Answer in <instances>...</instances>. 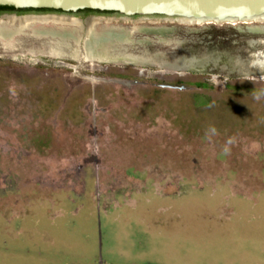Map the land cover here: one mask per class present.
I'll list each match as a JSON object with an SVG mask.
<instances>
[{"label": "rangeland", "instance_id": "obj_1", "mask_svg": "<svg viewBox=\"0 0 264 264\" xmlns=\"http://www.w3.org/2000/svg\"><path fill=\"white\" fill-rule=\"evenodd\" d=\"M137 20L144 64L0 45V264H264V23Z\"/></svg>", "mask_w": 264, "mask_h": 264}, {"label": "water", "instance_id": "obj_2", "mask_svg": "<svg viewBox=\"0 0 264 264\" xmlns=\"http://www.w3.org/2000/svg\"><path fill=\"white\" fill-rule=\"evenodd\" d=\"M0 7L51 11L47 14L7 16V20L57 17L83 24L88 21L104 24L131 19H138L139 22H177L184 25L264 23V0H0ZM85 10L108 13L111 16L91 15L84 19L76 16Z\"/></svg>", "mask_w": 264, "mask_h": 264}, {"label": "bare ground", "instance_id": "obj_3", "mask_svg": "<svg viewBox=\"0 0 264 264\" xmlns=\"http://www.w3.org/2000/svg\"><path fill=\"white\" fill-rule=\"evenodd\" d=\"M25 19L72 20L68 18L45 17ZM0 20V45L4 48H19L26 37H36L42 43H49L59 57L71 58L77 61L144 64V61L134 56L135 45L152 43L149 38H136L138 34L152 36L160 43H170L173 29L165 27H133L110 25L88 21H69V24L55 22H35L30 20L15 21ZM241 31L249 34H260L264 27H252ZM141 37V36H140ZM143 37V36H142ZM35 39V38H34ZM45 39L49 40L48 42Z\"/></svg>", "mask_w": 264, "mask_h": 264}, {"label": "flooded vegetation", "instance_id": "obj_4", "mask_svg": "<svg viewBox=\"0 0 264 264\" xmlns=\"http://www.w3.org/2000/svg\"><path fill=\"white\" fill-rule=\"evenodd\" d=\"M47 13H51V11H47V10H38V11H34V10H0V19H2L1 21L4 22H8V21H13L11 19L7 20V16H12V15H16V16H26L28 14H47ZM91 15H108V13H92V14H84V13H77L76 16L78 18L84 19L87 18ZM23 20H30V21H35V22H44V21H49V22H55V23H61V24H69V21H76V20H52V19H43V20H37V19H23ZM15 21H20V20H15ZM80 22V21H79ZM97 22V21H95Z\"/></svg>", "mask_w": 264, "mask_h": 264}, {"label": "clouds", "instance_id": "obj_5", "mask_svg": "<svg viewBox=\"0 0 264 264\" xmlns=\"http://www.w3.org/2000/svg\"><path fill=\"white\" fill-rule=\"evenodd\" d=\"M260 65L261 66H264V62H260ZM256 99H260V96L257 95L256 96ZM208 132L211 134V135H216L217 134V129L213 126V127H210ZM207 135V134H206ZM210 138V137H209ZM235 143V138H229L228 141L226 142V145L224 147V153L225 154H228L230 152V148H229V145H232Z\"/></svg>", "mask_w": 264, "mask_h": 264}, {"label": "trees", "instance_id": "obj_6", "mask_svg": "<svg viewBox=\"0 0 264 264\" xmlns=\"http://www.w3.org/2000/svg\"><path fill=\"white\" fill-rule=\"evenodd\" d=\"M0 10H15L13 7H0ZM80 13L84 14H92V13H98L97 11H92V10H85V11H80Z\"/></svg>", "mask_w": 264, "mask_h": 264}]
</instances>
